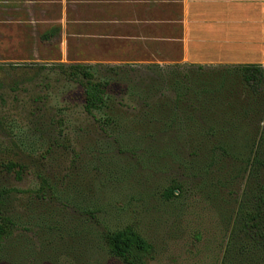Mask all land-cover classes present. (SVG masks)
Here are the masks:
<instances>
[{"label":"rangeland","instance_id":"374dc122","mask_svg":"<svg viewBox=\"0 0 264 264\" xmlns=\"http://www.w3.org/2000/svg\"><path fill=\"white\" fill-rule=\"evenodd\" d=\"M50 16L57 21L58 10ZM26 39L34 47V38ZM1 40L0 31V212L14 220L16 232L1 245L0 264H121L102 247L101 233L126 226L152 245L149 264H220L225 233L209 206L189 195L165 202L160 194L172 179L188 189L216 174L234 202L249 150L153 154L158 150L140 145L155 140L137 137L151 127L148 105L173 100L160 70L94 66L93 81L108 83L107 106L86 114L81 79L56 68L71 62L57 51L53 59L5 60L18 48ZM148 80H159L160 89L143 91ZM237 93L238 104L258 105L251 112L258 118L264 85L254 98ZM105 115L115 124H104ZM8 162L25 165L21 180L1 169Z\"/></svg>","mask_w":264,"mask_h":264},{"label":"trees","instance_id":"16d2710c","mask_svg":"<svg viewBox=\"0 0 264 264\" xmlns=\"http://www.w3.org/2000/svg\"><path fill=\"white\" fill-rule=\"evenodd\" d=\"M57 32L56 29L48 37L57 40ZM46 39L43 36L40 40L46 42ZM64 67L72 78L81 79L79 82L83 89V110L86 114L107 106L108 83L93 81L92 66L56 65L58 69ZM143 69L160 70L161 75L167 77L166 85L171 88L173 100H167L166 105H148L146 117L151 127L144 129L145 137L137 139L145 142L146 139L148 142L154 139L155 145L149 142L140 146L158 150L153 154L184 153L205 157L249 150L243 181L234 202L224 191L223 181L216 174H207L188 189H183L177 178L172 179L161 192V198L170 202L189 195L209 206L225 233L220 264H264V111L260 106L258 118L257 115L252 117L254 112H251L255 109L256 112L258 105L254 102L249 106L246 103L238 104L236 99L237 92L246 91L249 98L260 95L264 85V68L257 64H247L227 67L148 66ZM178 75L181 77L175 80ZM159 82L157 80L155 84L148 80L143 91L148 93L160 89ZM104 117L108 121L104 124L113 125L117 121L115 117ZM254 123H258L256 130L249 127V124ZM158 124H161V128L157 127ZM159 130L168 136H154ZM180 149L185 152L175 151ZM209 163L214 164L213 160ZM1 169L7 174H13L17 180H21L27 170L25 165L17 162H8ZM46 188L42 179L39 191L43 193ZM174 191L178 194L175 195ZM15 232L14 220L0 212V249ZM101 245L111 258L121 264H149L153 254L149 241L129 226L106 229L101 233Z\"/></svg>","mask_w":264,"mask_h":264},{"label":"crops","instance_id":"0c3cea01","mask_svg":"<svg viewBox=\"0 0 264 264\" xmlns=\"http://www.w3.org/2000/svg\"><path fill=\"white\" fill-rule=\"evenodd\" d=\"M0 31L2 44L18 48L5 60L57 51L92 67L264 68V0H0Z\"/></svg>","mask_w":264,"mask_h":264}]
</instances>
